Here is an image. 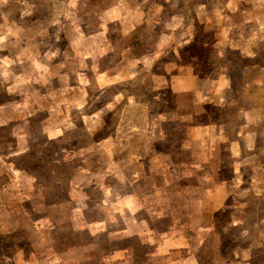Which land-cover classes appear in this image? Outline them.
Listing matches in <instances>:
<instances>
[{
    "label": "rangeland",
    "instance_id": "1",
    "mask_svg": "<svg viewBox=\"0 0 264 264\" xmlns=\"http://www.w3.org/2000/svg\"><path fill=\"white\" fill-rule=\"evenodd\" d=\"M0 264H264V0H0Z\"/></svg>",
    "mask_w": 264,
    "mask_h": 264
}]
</instances>
